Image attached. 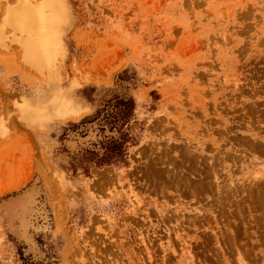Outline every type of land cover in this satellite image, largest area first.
<instances>
[{
  "label": "rangeland",
  "instance_id": "374dc122",
  "mask_svg": "<svg viewBox=\"0 0 264 264\" xmlns=\"http://www.w3.org/2000/svg\"><path fill=\"white\" fill-rule=\"evenodd\" d=\"M19 1L0 0V264H264V0H37L39 68L5 22ZM123 90L126 164L82 162L100 131L71 122Z\"/></svg>",
  "mask_w": 264,
  "mask_h": 264
},
{
  "label": "trees",
  "instance_id": "16d2710c",
  "mask_svg": "<svg viewBox=\"0 0 264 264\" xmlns=\"http://www.w3.org/2000/svg\"><path fill=\"white\" fill-rule=\"evenodd\" d=\"M133 78V72L124 68L118 73L116 82L127 88L122 81H130ZM133 108L134 99L129 92L113 91L92 116H85L78 122H71L72 126L78 127L95 121L100 131V137L90 146L84 147L80 157L82 162H91L98 166L126 164L127 144L135 143V137L129 131V122L133 119ZM20 253L23 264H32L30 260L22 256V252Z\"/></svg>",
  "mask_w": 264,
  "mask_h": 264
},
{
  "label": "bare ground",
  "instance_id": "6f19581e",
  "mask_svg": "<svg viewBox=\"0 0 264 264\" xmlns=\"http://www.w3.org/2000/svg\"><path fill=\"white\" fill-rule=\"evenodd\" d=\"M21 1H19V5L21 4L20 6L16 5L17 7L11 8L12 9L11 11L8 9L10 12L8 13L6 12V13L8 14L9 20L6 16L7 19H5V22L7 23L8 21L10 23V24L8 23L9 26H12L13 29L16 28L15 31H20L19 33L20 34L22 33L21 35L24 34V36L20 35L22 38L23 37L24 38L20 39L21 41L20 40L18 41H20L19 44L21 45L24 51L22 53H23L24 58L26 59L25 61L30 63L32 66L39 68L41 67V64L44 61L45 56L47 54L48 40H51V37L54 34L51 17H50V14L47 13V10L43 6L44 2H41V1L39 2L37 0H21ZM0 28L2 27L0 26ZM3 32L4 31L0 29V37L7 35L5 34L2 36V34H4ZM8 40H10L9 37H8ZM55 98L56 99L52 101H57V102H54V104L55 103L57 104H55L53 110L61 111L63 108H61L59 100L57 99V96ZM44 111H46V109H44L41 112H44ZM34 112H38V111H34ZM40 113H37V114L39 115Z\"/></svg>",
  "mask_w": 264,
  "mask_h": 264
}]
</instances>
